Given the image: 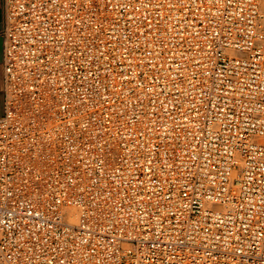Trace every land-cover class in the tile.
I'll return each mask as SVG.
<instances>
[{
	"label": "built area",
	"instance_id": "built-area-1",
	"mask_svg": "<svg viewBox=\"0 0 264 264\" xmlns=\"http://www.w3.org/2000/svg\"><path fill=\"white\" fill-rule=\"evenodd\" d=\"M0 264H264V0H5Z\"/></svg>",
	"mask_w": 264,
	"mask_h": 264
},
{
	"label": "crops",
	"instance_id": "crops-1",
	"mask_svg": "<svg viewBox=\"0 0 264 264\" xmlns=\"http://www.w3.org/2000/svg\"><path fill=\"white\" fill-rule=\"evenodd\" d=\"M5 0H0V116L3 112V100H4V92H3V38H2V30L5 22Z\"/></svg>",
	"mask_w": 264,
	"mask_h": 264
}]
</instances>
